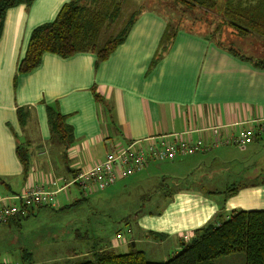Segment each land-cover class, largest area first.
<instances>
[{
    "label": "crops",
    "instance_id": "crops-1",
    "mask_svg": "<svg viewBox=\"0 0 264 264\" xmlns=\"http://www.w3.org/2000/svg\"><path fill=\"white\" fill-rule=\"evenodd\" d=\"M70 1L35 0L29 7L19 5L6 14L0 39V199L35 186L55 190L51 184L56 181L64 189L57 195L54 210L67 209L81 201L72 202V196L77 197L71 191L75 177L118 147L160 136L173 139L186 131H194L195 141L200 135L207 140L209 133L199 131L212 126H223L221 137L226 139L240 131L242 123L264 117V69L217 46L200 28L179 31L157 60L167 20L148 10L137 17L125 42L106 60L99 62L92 52L67 58L47 53L39 67L19 75L33 31L52 23ZM49 106L58 109L69 127V146L52 135ZM19 111L25 115L24 125ZM233 146L237 147L223 145L209 152L220 149L219 154L225 155L230 149L224 147ZM244 146H256L252 152L257 153L264 148V140ZM20 147L29 156L27 174L18 155ZM209 152L179 157L164 167L152 161L146 169L119 181H146L151 174L166 177L164 172L172 173L171 180L177 179L186 164L183 159L201 155L199 160H190L199 168L210 163L205 159ZM256 161L261 170L252 173L253 181L241 184L239 192L226 201L222 193L227 189L222 187L175 190L156 204L160 209L138 216L132 240L144 247L151 239L171 241L175 252H180L181 242L221 212L223 204L226 218L234 210L264 211V157ZM190 169L186 181L192 177L193 185L206 182L193 177L194 166ZM14 222L0 224V247L16 246L7 233Z\"/></svg>",
    "mask_w": 264,
    "mask_h": 264
},
{
    "label": "trees",
    "instance_id": "trees-1",
    "mask_svg": "<svg viewBox=\"0 0 264 264\" xmlns=\"http://www.w3.org/2000/svg\"><path fill=\"white\" fill-rule=\"evenodd\" d=\"M34 1L0 0V39L8 10L19 5L29 7ZM222 2L162 0L158 11L140 9L124 20V0H71L63 6L52 23L33 31L27 53L20 62L18 74L35 70L41 64L43 55L47 53L67 58L81 52H92L96 54L99 62L104 61L125 42L137 17L146 10L155 12L167 20V30L157 53V60L169 50L179 31L200 28L206 30V38L217 46L257 69H264V54L255 46V43L260 41L264 44V0H225L224 7ZM173 7L179 9H172ZM202 15L206 16V19L199 24ZM209 16L218 17V24L214 29L213 20L211 21ZM185 18L190 22L188 26L185 25ZM263 44L261 47L264 48ZM259 54L263 55L260 57ZM19 118L21 125H24L23 111H19ZM48 120L52 135L64 146H69V127L57 108L49 106ZM18 155L27 174L30 169L27 149L20 147ZM238 192V187L229 188L222 195L226 201ZM38 208L29 210L25 217L18 216L9 222L15 220L14 223L18 226L21 220L34 215ZM224 209L223 204L221 212L206 225L194 230L186 241H182L180 253L168 262L150 261L143 251L137 249L135 253L132 250L126 254L99 250L94 252L93 261L76 256L72 264H212L211 261L215 259L237 253L245 254L246 264H264V211L234 210L229 218H226ZM20 263L32 264L31 255H23Z\"/></svg>",
    "mask_w": 264,
    "mask_h": 264
},
{
    "label": "rangeland",
    "instance_id": "rangeland-1",
    "mask_svg": "<svg viewBox=\"0 0 264 264\" xmlns=\"http://www.w3.org/2000/svg\"><path fill=\"white\" fill-rule=\"evenodd\" d=\"M222 7H224L225 0ZM229 1V0H228ZM234 1V0H231ZM239 2V1H237ZM162 0H124L123 19H128L134 12L144 9H160ZM178 10L179 8H172ZM185 17H187L185 15ZM206 19L202 15L200 23ZM213 26L218 24V17L211 18ZM185 25L190 22L184 19ZM205 26V25H204ZM199 27V26H198ZM205 30V29H203ZM257 50L264 54L261 44L255 43ZM263 54H259L260 57ZM36 140V139H35ZM35 144L36 141H33ZM230 149L228 154H219V150L209 152L205 159L210 163L197 166V162H190L194 158H185V167L178 171L180 178L170 179L172 173L164 172L166 177H158L151 174L146 181L124 179L109 187L106 191L95 193L87 197L80 195L78 187H71L77 197L72 196V202L76 199L83 200L73 203L71 208L55 211L54 208H38L39 210L26 220H21L19 225L13 224L8 229L11 241L16 244L12 248L0 247L2 256L11 260H19L23 255H31L32 264H72L74 258H86L93 261V254L99 250L114 251L118 254H126L134 251L132 240L136 229L135 222L143 212H151L160 209L156 205L168 198L175 190H190L192 186L209 191L222 187L221 190L237 188L241 184L253 181L252 173L259 169L256 158L264 157V148L253 153L256 146L224 147ZM222 149V148H221ZM248 150L243 152V150ZM212 158H216L210 160ZM183 160H178L181 162ZM199 160V159H198ZM172 161H157L166 166ZM175 163V162H174ZM200 163V162H199ZM62 165L59 163V166ZM193 177L205 179L201 185H193L191 178L186 181L187 171L191 167ZM191 170V169H190ZM264 178V175L261 174ZM222 181V184L217 182ZM131 222V224L129 223ZM138 243V242H137ZM145 250L147 259L155 262H168L175 252L172 242L151 239L148 243L137 244L135 250ZM212 264H246L243 253H237L211 261Z\"/></svg>",
    "mask_w": 264,
    "mask_h": 264
},
{
    "label": "built area",
    "instance_id": "built-area-1",
    "mask_svg": "<svg viewBox=\"0 0 264 264\" xmlns=\"http://www.w3.org/2000/svg\"><path fill=\"white\" fill-rule=\"evenodd\" d=\"M242 128L236 134L222 139L223 126H212L199 132H208L211 141L203 135L195 141L194 131L175 134L173 139L166 136L150 138L145 141L130 143L118 147L100 162L81 171L73 180L87 197L96 192L104 191L115 185L121 178L135 175L146 169L152 161H174L179 157L192 156L198 153H207L223 145L244 146L264 140V117H258L241 124ZM55 190L44 186H35L18 196L0 199V224L11 219L28 215L29 210L38 207L56 208L57 195L64 188L58 183L51 184ZM0 264H21L18 260L2 258Z\"/></svg>",
    "mask_w": 264,
    "mask_h": 264
},
{
    "label": "water",
    "instance_id": "water-1",
    "mask_svg": "<svg viewBox=\"0 0 264 264\" xmlns=\"http://www.w3.org/2000/svg\"><path fill=\"white\" fill-rule=\"evenodd\" d=\"M132 246H133V248H134V253L137 252V250H135V247H136L135 242L132 243Z\"/></svg>",
    "mask_w": 264,
    "mask_h": 264
}]
</instances>
